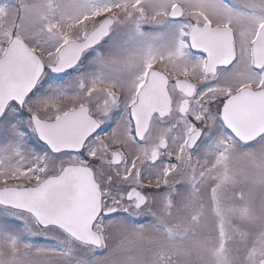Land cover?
<instances>
[{
    "label": "snow or ice",
    "instance_id": "obj_1",
    "mask_svg": "<svg viewBox=\"0 0 264 264\" xmlns=\"http://www.w3.org/2000/svg\"><path fill=\"white\" fill-rule=\"evenodd\" d=\"M0 264H264V0H0Z\"/></svg>",
    "mask_w": 264,
    "mask_h": 264
},
{
    "label": "flooded vegetation",
    "instance_id": "obj_2",
    "mask_svg": "<svg viewBox=\"0 0 264 264\" xmlns=\"http://www.w3.org/2000/svg\"><path fill=\"white\" fill-rule=\"evenodd\" d=\"M196 50H193V52H195Z\"/></svg>",
    "mask_w": 264,
    "mask_h": 264
}]
</instances>
